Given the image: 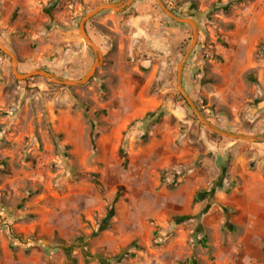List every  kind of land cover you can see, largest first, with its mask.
<instances>
[{
  "label": "rangeland",
  "instance_id": "1",
  "mask_svg": "<svg viewBox=\"0 0 264 264\" xmlns=\"http://www.w3.org/2000/svg\"><path fill=\"white\" fill-rule=\"evenodd\" d=\"M117 1L0 0V41L21 72L80 79L95 61L80 21ZM164 2L199 24L190 97L221 128L264 136V0ZM86 29L103 58L79 86L19 79L0 50V264H264L224 150L247 141L209 130L177 87L193 26L135 0Z\"/></svg>",
  "mask_w": 264,
  "mask_h": 264
},
{
  "label": "water",
  "instance_id": "2",
  "mask_svg": "<svg viewBox=\"0 0 264 264\" xmlns=\"http://www.w3.org/2000/svg\"><path fill=\"white\" fill-rule=\"evenodd\" d=\"M134 0H120L117 2H101L99 3L95 8H93L91 11L86 13L79 24V34L85 41V43L93 50L95 54V61L91 68L88 70V72L81 77L80 79H70V78H64L56 75L55 73L44 69V68H36L28 72H21L18 68L19 65V59L17 55L9 49L3 42L0 41V50L3 51L5 54L10 56L13 61V73L14 75L19 79H26L32 76H43L47 78L49 81L61 84V85H67V86H79L82 84L87 83L96 73L98 67L102 63L103 53L101 48L95 41L91 38L89 33L86 30V23L89 21L90 18L96 16L100 11L104 9H112L116 12H120L127 7H129ZM161 8L174 20L179 22H186L193 26L194 28V39L192 41V44L190 48L188 49L187 53L185 54L184 58L181 60L179 67H178V74H177V87L182 96L186 99L192 110L194 111L195 115L199 119L200 122H202L209 130L218 133L222 136L233 138V139H239V140H246L250 142H261L264 141V136H258L256 134H250V133H244V132H235L231 130H226L221 128L219 125L215 124L213 121H211L209 118L205 116V114L201 111V109L198 107L197 103L190 97L189 93L184 87L183 83V71L187 62V59L189 58L191 52L195 48L198 39H199V24L196 22V20L192 17H183L176 14L173 10L168 8L164 0H157Z\"/></svg>",
  "mask_w": 264,
  "mask_h": 264
},
{
  "label": "crops",
  "instance_id": "3",
  "mask_svg": "<svg viewBox=\"0 0 264 264\" xmlns=\"http://www.w3.org/2000/svg\"><path fill=\"white\" fill-rule=\"evenodd\" d=\"M249 142H231L224 150L226 154L234 155L231 177L242 180L237 185L243 194L239 211L246 218L244 225L247 232L255 230L264 233V141Z\"/></svg>",
  "mask_w": 264,
  "mask_h": 264
},
{
  "label": "trees",
  "instance_id": "4",
  "mask_svg": "<svg viewBox=\"0 0 264 264\" xmlns=\"http://www.w3.org/2000/svg\"><path fill=\"white\" fill-rule=\"evenodd\" d=\"M232 1V0H231ZM225 7H227V6H225ZM183 97V96H182ZM184 98V97H183ZM184 100L186 101V99L184 98ZM228 130V129H227ZM0 163H3V164H7V162L6 161H3V162H0ZM96 183L98 184V181L96 180Z\"/></svg>",
  "mask_w": 264,
  "mask_h": 264
}]
</instances>
